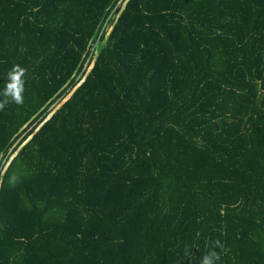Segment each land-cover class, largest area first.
Masks as SVG:
<instances>
[{
    "label": "trees",
    "instance_id": "obj_1",
    "mask_svg": "<svg viewBox=\"0 0 264 264\" xmlns=\"http://www.w3.org/2000/svg\"><path fill=\"white\" fill-rule=\"evenodd\" d=\"M15 64L0 264H264V0H0Z\"/></svg>",
    "mask_w": 264,
    "mask_h": 264
},
{
    "label": "clouds",
    "instance_id": "obj_2",
    "mask_svg": "<svg viewBox=\"0 0 264 264\" xmlns=\"http://www.w3.org/2000/svg\"><path fill=\"white\" fill-rule=\"evenodd\" d=\"M28 70L19 64H15L7 72V82L3 89L0 90V111H4L6 107L11 103L17 106H23L24 93ZM211 251L207 252L201 257V264H217L220 260V252L215 249H224V244L219 239L212 241L210 244ZM186 254L188 249H185Z\"/></svg>",
    "mask_w": 264,
    "mask_h": 264
},
{
    "label": "rangeland",
    "instance_id": "obj_3",
    "mask_svg": "<svg viewBox=\"0 0 264 264\" xmlns=\"http://www.w3.org/2000/svg\"><path fill=\"white\" fill-rule=\"evenodd\" d=\"M110 31V28L107 30V34H108V32ZM91 68V65L87 68V70H86V73L89 71V69ZM68 99V98H67ZM66 99V100H67ZM66 100H63L57 107H55L54 109H53V113L55 112V111H57L65 102H66Z\"/></svg>",
    "mask_w": 264,
    "mask_h": 264
},
{
    "label": "built area",
    "instance_id": "obj_4",
    "mask_svg": "<svg viewBox=\"0 0 264 264\" xmlns=\"http://www.w3.org/2000/svg\"><path fill=\"white\" fill-rule=\"evenodd\" d=\"M7 167H4L3 169H0V190H1V184H2V176L5 173Z\"/></svg>",
    "mask_w": 264,
    "mask_h": 264
}]
</instances>
